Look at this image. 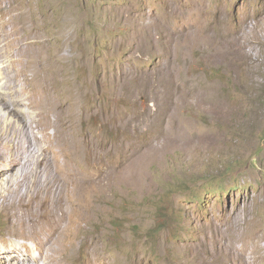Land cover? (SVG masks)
Returning <instances> with one entry per match:
<instances>
[{
    "label": "rangeland",
    "instance_id": "374dc122",
    "mask_svg": "<svg viewBox=\"0 0 264 264\" xmlns=\"http://www.w3.org/2000/svg\"><path fill=\"white\" fill-rule=\"evenodd\" d=\"M1 8L0 27L27 24L19 47L0 45V250L35 249L11 233L46 207L31 215L19 200L68 196L70 168L103 180L91 264L236 260L220 252L229 231L264 229V0Z\"/></svg>",
    "mask_w": 264,
    "mask_h": 264
},
{
    "label": "bare ground",
    "instance_id": "6f19581e",
    "mask_svg": "<svg viewBox=\"0 0 264 264\" xmlns=\"http://www.w3.org/2000/svg\"><path fill=\"white\" fill-rule=\"evenodd\" d=\"M2 4H3V0H0V11L2 10L1 8ZM9 12L6 11V13ZM1 17H6V16L3 13ZM25 17H26V13L21 17L20 16L18 18L16 17V20L14 21L17 25L12 30H10V26H8L10 23H12L11 20L12 17L9 20L10 22L3 23V25L0 27V45L3 44L9 48H13V46H18V47L20 46L19 42L21 41L23 34L26 32V24H27V23H23L21 19H25ZM1 49L2 47H0V50ZM20 53H22V51ZM65 169H67L69 173H67V175L64 177V181H65L64 183L66 184V186H69L71 188L68 196L65 195L42 196L37 194V195H29L26 199L19 200V204L27 206L30 209V211L33 212V213L30 212L31 215L35 214L38 211L37 209L40 210L41 207L45 206L46 207L45 217L42 218L38 217L39 219L32 220L30 222L32 227L29 226V228H27L28 227L27 226L28 224H26L27 221H23L21 227H19L20 233H16V232L11 233L12 236L15 235L16 237H24L27 238V240L33 241L35 244L34 245L35 249L29 248L30 250L29 249L27 250L28 256H25V254L21 251L22 249H19L18 246L14 245L15 243L11 246L1 247L0 255L2 259L0 260V264H72V262L75 259H77V256L80 253L79 251H81L83 248L85 249L84 251L89 258L86 264H91L90 258L91 255L93 254L92 253L93 239H91V237L92 236L96 237L95 235L96 230L94 228L93 230L90 228V226L93 225L92 224L93 219H92V214L88 211V209L89 207L94 209V207L96 206L95 205L97 204L96 199H98L97 195L100 194L96 188L101 185L102 183L101 181L103 180L101 179L96 180L97 178L95 177L96 178L95 180L92 179L93 181H89L88 177H76L77 175L73 177L70 172V168H65ZM106 175L107 174L105 170V173L102 176L107 177ZM90 185L93 186L94 191H91ZM96 191L98 192V194L95 193ZM82 197L87 199L83 200ZM9 204L11 203L8 201L0 203V212H2V210L5 209ZM70 207H73L71 211H70ZM99 212L100 211H98V213ZM103 216H106V213L103 214L102 217ZM26 217L28 218V216ZM95 223L97 224V222ZM25 225H26V229L23 228V226ZM15 228L18 229V225H16ZM239 229L240 228H238L237 231L235 229L230 230L229 234L233 237V240L228 241L227 243L223 244L220 247V252L222 251L224 252V250L226 249H231L237 255L236 260H231L230 258H226L228 264H257V263L264 264V246L262 247L259 244L257 246L258 253L257 254L252 253V249H253L252 244L254 242H264V229L258 230L256 232H253L252 230V232L247 233L249 236L248 238L242 232H240ZM248 243L251 248L248 246ZM20 247H27V246L25 244V245H20ZM78 263L82 264L79 261V259H78Z\"/></svg>",
    "mask_w": 264,
    "mask_h": 264
}]
</instances>
